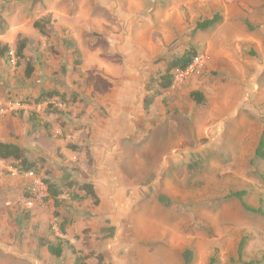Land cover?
Segmentation results:
<instances>
[{
  "label": "rangeland",
  "instance_id": "1",
  "mask_svg": "<svg viewBox=\"0 0 264 264\" xmlns=\"http://www.w3.org/2000/svg\"><path fill=\"white\" fill-rule=\"evenodd\" d=\"M3 46L0 141L38 170L0 163V264H264V0H0ZM190 47L145 112L149 80ZM49 91L76 102L35 103ZM45 180L99 202L65 189L56 205ZM58 239L59 258L40 247Z\"/></svg>",
  "mask_w": 264,
  "mask_h": 264
},
{
  "label": "trees",
  "instance_id": "2",
  "mask_svg": "<svg viewBox=\"0 0 264 264\" xmlns=\"http://www.w3.org/2000/svg\"><path fill=\"white\" fill-rule=\"evenodd\" d=\"M221 21L220 16L215 15L209 20H204L197 23L194 32H205L209 29H212ZM37 29L43 35L45 34L44 28L37 25ZM26 49V40L23 39L17 49H16V58L17 60H21L23 58L24 51ZM9 53V48L7 46H3L0 49V58L5 59ZM198 51L194 47H190L184 54L179 57L172 58L168 61L164 62V68L162 73L156 79H150L147 83L146 91L147 95L143 98V109L145 112H148L150 108L153 106L155 101L162 96V93L169 90L175 81L176 72H184L191 67L194 61L198 58ZM78 62V61H76ZM78 64V63H77ZM32 67L28 66L26 74L29 77L32 74ZM58 97L62 104H70L76 102L75 97H70L65 94H59L55 91L49 92H41L39 97L35 100L36 104H40L45 102L46 100L53 99ZM191 100L197 105H204L205 101L203 96L198 92H193L190 94ZM264 140L261 139L258 148L256 151V157L260 159H264ZM0 163H12L13 168L21 174H29L36 173L38 170V165L36 162L31 161L24 151L16 144L10 142L0 141ZM47 188V200H52L56 205L60 203V196L64 193V190H73L75 189L77 192L84 194V198H91L95 204H98V197L95 194L94 187L90 183L79 184L77 182L67 181L63 183L62 186H57L56 184L51 183L48 180L44 181ZM29 197V196H28ZM236 198L241 200L242 194L235 195ZM73 200L81 199L79 195L73 194L71 196ZM64 231L62 230V233ZM58 244L53 245L48 240L40 241V247L45 248L47 252L56 258H59L62 253V245L66 244L64 241L58 239ZM70 246V245H69ZM185 264H190V253L188 252V256L184 260Z\"/></svg>",
  "mask_w": 264,
  "mask_h": 264
},
{
  "label": "built area",
  "instance_id": "3",
  "mask_svg": "<svg viewBox=\"0 0 264 264\" xmlns=\"http://www.w3.org/2000/svg\"><path fill=\"white\" fill-rule=\"evenodd\" d=\"M45 193H47V188H46V191H45ZM47 197H48V194H47ZM28 205H30V204H28Z\"/></svg>",
  "mask_w": 264,
  "mask_h": 264
}]
</instances>
